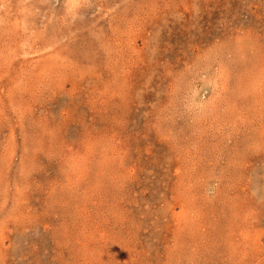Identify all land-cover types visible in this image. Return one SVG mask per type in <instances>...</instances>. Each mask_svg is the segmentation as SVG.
I'll use <instances>...</instances> for the list:
<instances>
[{
	"label": "rangeland",
	"instance_id": "rangeland-1",
	"mask_svg": "<svg viewBox=\"0 0 264 264\" xmlns=\"http://www.w3.org/2000/svg\"><path fill=\"white\" fill-rule=\"evenodd\" d=\"M0 264H264V0H0Z\"/></svg>",
	"mask_w": 264,
	"mask_h": 264
}]
</instances>
